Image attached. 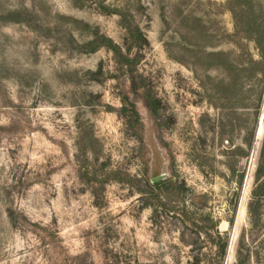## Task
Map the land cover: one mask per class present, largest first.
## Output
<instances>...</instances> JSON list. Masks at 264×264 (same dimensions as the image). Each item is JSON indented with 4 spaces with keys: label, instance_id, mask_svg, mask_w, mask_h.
Segmentation results:
<instances>
[{
    "label": "rangeland",
    "instance_id": "374dc122",
    "mask_svg": "<svg viewBox=\"0 0 264 264\" xmlns=\"http://www.w3.org/2000/svg\"><path fill=\"white\" fill-rule=\"evenodd\" d=\"M263 114L264 0H0V264H264Z\"/></svg>",
    "mask_w": 264,
    "mask_h": 264
},
{
    "label": "trees",
    "instance_id": "16d2710c",
    "mask_svg": "<svg viewBox=\"0 0 264 264\" xmlns=\"http://www.w3.org/2000/svg\"><path fill=\"white\" fill-rule=\"evenodd\" d=\"M137 31H138V35H139V37H138L136 40H134V46H139V47H141V45H142V40L146 42V38H145V36H144V33L140 30L139 27H137ZM110 43H111L110 46H109L110 49H112L116 54L122 56V59H123V62H122V63H123V65H125V66L128 67V68H130V67L132 68L133 66L135 67V65H136V63H137V60L135 59V57H134V59H133V58H131V56H129V55H125V54L122 52V49L119 47V45L114 44L112 41H111ZM130 55H131V54H130ZM252 63L257 64V63H259V62H258V61H255V60H252ZM131 68H130V69H131ZM133 82H134V84H136L135 76H134V78H133ZM132 110H133L134 121L138 122V121H139V113H138V111H137V109H136L135 104L133 105ZM263 177H264V176H263L262 172L260 171V172L258 173V176H257V181L260 182V184H258V187H259V186L261 187V185L264 184ZM155 185H160V183H157V184H155ZM256 191H257V190L254 191L255 194H256ZM219 235H221L220 232H219ZM228 244H229V240H223L222 248H221V252H222L223 255H224L225 252H226V249H227V247H228ZM237 254H238V255H237V260H236V262H235L234 264H246V261L243 259V256H242L241 252L238 251ZM231 262H232V258H230V263H231Z\"/></svg>",
    "mask_w": 264,
    "mask_h": 264
},
{
    "label": "water",
    "instance_id": "95a60500",
    "mask_svg": "<svg viewBox=\"0 0 264 264\" xmlns=\"http://www.w3.org/2000/svg\"><path fill=\"white\" fill-rule=\"evenodd\" d=\"M264 118V114L261 116L260 120H259V123L257 125V130H256V134L258 133L259 129H260V126H261V123H262V119ZM263 122H264V119H263ZM167 178V175L165 174H159L157 176H155L152 180V182L154 184H157V183H161L162 181H164L165 179ZM232 238H233V235H232ZM232 238H231V241H232ZM236 239V238H235ZM231 243V242H230ZM230 247V245H229Z\"/></svg>",
    "mask_w": 264,
    "mask_h": 264
}]
</instances>
